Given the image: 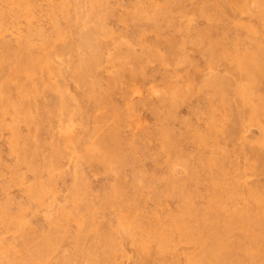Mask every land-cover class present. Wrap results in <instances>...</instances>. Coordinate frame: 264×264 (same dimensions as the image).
<instances>
[{
	"label": "rangeland",
	"instance_id": "374dc122",
	"mask_svg": "<svg viewBox=\"0 0 264 264\" xmlns=\"http://www.w3.org/2000/svg\"><path fill=\"white\" fill-rule=\"evenodd\" d=\"M0 264H264V0H0Z\"/></svg>",
	"mask_w": 264,
	"mask_h": 264
}]
</instances>
